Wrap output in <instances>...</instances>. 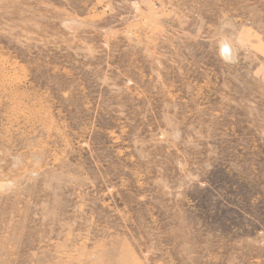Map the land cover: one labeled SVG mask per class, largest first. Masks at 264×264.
I'll return each instance as SVG.
<instances>
[{
    "label": "rangeland",
    "instance_id": "rangeland-1",
    "mask_svg": "<svg viewBox=\"0 0 264 264\" xmlns=\"http://www.w3.org/2000/svg\"><path fill=\"white\" fill-rule=\"evenodd\" d=\"M0 264H264V0H0Z\"/></svg>",
    "mask_w": 264,
    "mask_h": 264
}]
</instances>
